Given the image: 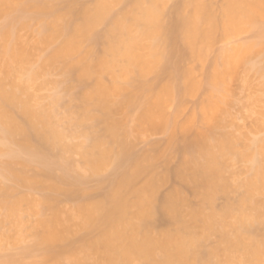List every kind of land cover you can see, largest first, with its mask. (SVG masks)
I'll return each mask as SVG.
<instances>
[{"label":"bare ground","instance_id":"1","mask_svg":"<svg viewBox=\"0 0 264 264\" xmlns=\"http://www.w3.org/2000/svg\"><path fill=\"white\" fill-rule=\"evenodd\" d=\"M166 1L93 0L85 5L80 0H0V17L5 21L0 25V155L7 156L0 161V175L30 191L47 188L74 198L83 183L80 176H55L54 167H66L61 159L50 161L47 153L80 152L93 172L110 155L119 159L115 178L101 200L78 201L71 215L56 208L51 218L38 222L40 260L26 262L24 258L32 252L27 248L21 257L0 259V264H264V233L258 239L254 231L256 224L264 222V201L258 199L264 193V137L252 140L243 150L239 139L227 132L212 135L199 130L186 139L187 157L174 175L199 200L195 206L182 187L159 196L168 178L152 173L153 157L128 154L133 128L113 117L137 105V125L164 131L174 143L191 121L180 124L176 116H167L161 96L154 93L155 85L147 83L145 76L157 70L169 74L163 90L172 98L176 92L180 107L181 93L193 96L201 89L192 69L184 64L204 61L216 37L229 35L240 21L256 25L257 19H264V2L226 0L217 11L209 0H178L167 25ZM58 2L65 6L58 8ZM122 3L124 10L114 13V7ZM17 13L24 16L18 18ZM100 25L107 27L103 33H97ZM255 28L261 38L262 27ZM21 30L31 32L32 39H24ZM86 43L92 48H86ZM263 53L260 40L225 51L213 61L208 79L219 85L239 68L264 77V61L247 58V54L259 58ZM54 68L62 80L50 78ZM91 78L95 84L88 89ZM71 82L81 89L79 116L72 124L105 125L104 137L81 133L91 141L88 146L70 143L56 125L58 112L71 110L63 99ZM49 89L52 95H40ZM209 104L211 100L203 106ZM19 153L30 158L22 159ZM36 157L43 169L29 174L25 168ZM229 160H249L251 174L236 185L244 190L239 202L220 211L215 200L231 189L224 175ZM18 165L24 169L17 170ZM34 202L27 195L13 197L11 188L4 186L0 225L22 226V204L40 214ZM159 218L163 227L157 225ZM77 231L85 232L78 240L74 238ZM211 234L219 235V243L205 251L204 242Z\"/></svg>","mask_w":264,"mask_h":264},{"label":"rangeland","instance_id":"2","mask_svg":"<svg viewBox=\"0 0 264 264\" xmlns=\"http://www.w3.org/2000/svg\"><path fill=\"white\" fill-rule=\"evenodd\" d=\"M255 1V0H250ZM264 2V0H261ZM81 4L92 5L93 0H80ZM178 3V0H167L164 6V23L169 24L174 12V9ZM215 9L218 11L225 5L226 0H209ZM64 2H58L57 7L63 8ZM125 8L124 3L118 4L114 7V13L119 14ZM18 18H22L24 14L17 13ZM4 20L0 17V25L4 24ZM238 23L236 30H231L229 35H218L212 43L210 49L207 52L206 59L204 61H193L184 64L186 67L192 69L194 79L200 83L201 89L193 96L181 95L179 96L181 105L176 99V92L173 94V98L167 96L164 92V86L170 81V76L167 73L161 74L159 70L152 71L145 76V81L149 84L155 85V95H159L163 101V111L167 116H176L178 123L183 124L191 121L189 129L185 132H179L174 143L170 144L169 134L161 130L147 129L144 126L137 125L135 122V116L138 111V106H133L130 111H117L114 114L115 120H119L127 127L133 128L130 133L129 141L131 147L128 150V154L132 156H141L147 154L153 157L152 173L156 177L168 178V181L160 188L159 196L168 194L172 189L176 187L184 188V192L188 195H192V191L188 186L182 185L179 179L174 175V172L182 164V160L187 157L184 152L186 146V139H192L197 131L203 130L205 133L212 135H219L222 132H227L233 135L240 141V150L244 149V146L250 144V142L257 138L264 137V77L262 74H255L249 72L244 68L237 69L235 76L226 75L219 85H215L208 79V74L213 70V61L223 52L232 51L242 45L251 43L256 40L264 41V32L261 34V38L258 37V29L255 26L262 27L264 31V19H257L256 25L246 24L244 21ZM38 25L33 24V28L36 30ZM106 25H100L97 27V33H103L106 31ZM21 36L24 39H32L31 32L27 30L20 31ZM85 47L92 48L88 43ZM99 50V47L96 48ZM44 54V53H42ZM247 58L255 63L264 61V53L261 57L257 58L256 55L247 54ZM38 57L35 60L37 62ZM58 68V66H57ZM50 76L53 80H62L63 76L60 75L58 70H55ZM52 71V72H53ZM60 72V71H59ZM62 74V73H61ZM109 77L105 76L108 80ZM95 84V78H91L87 81V88L91 89ZM68 90L63 94V99L66 105L71 106V110L67 111L61 109L59 113V119L56 121V125L59 130L65 132L68 135L67 140L76 145L88 146L91 141L82 137L81 133L95 132L100 136H106L105 125L103 123H92L86 121L84 125H73L72 119L78 118L77 105L81 93V89L78 87L77 82H71L68 85ZM52 89L43 91L40 95L49 97L52 95ZM131 92L126 91L125 94ZM137 93V92H136ZM74 98V100H72ZM211 100V104L203 106L205 102ZM45 103L48 99H45ZM93 114H97L96 111H92ZM117 150V148H115ZM22 159L28 160L30 158L26 153H19ZM50 161L60 160L65 165L63 167H54L53 173L55 176L60 177L64 173L69 176H80L82 185L79 186L80 192L77 196L72 198L66 196L64 191L54 192L47 188H38L30 191L25 186L17 184L0 175V190L4 186L11 188L13 197H20L27 195L32 197L35 202L34 205L39 206L41 210L40 214L34 212L33 209L27 204L21 206V216L23 218V224L20 227H12L10 223H2L0 225V259L4 260L9 257L19 258L22 256V252L29 248L32 252L25 257L26 262H32L40 260L42 257L43 247L37 244L36 233L41 231L42 228L38 222L43 218H51L54 209L58 208L65 215L73 214V209L78 201H99L110 188L111 182L114 180L118 171L119 159L116 154L110 155L106 162L96 171L93 172L87 167V159L80 152L73 153H61L58 151H51L47 153ZM7 156L0 155V161L5 160ZM40 157L32 159L31 166L26 167L25 170L29 174H38L43 169V163ZM228 169L225 172V178L231 184V189L225 193L220 194L215 200V207L217 210H222L230 203V205L237 204L239 197L243 195V189L237 183L244 181L250 176L249 160H229ZM17 170H23V166L18 165ZM82 189V190H81ZM48 198V200L46 199ZM258 199L264 201V193L258 196ZM193 205H199L198 199L193 195L190 197ZM3 212L0 211V219ZM233 220V219H230ZM264 221V218H263ZM157 225L164 226L163 221L159 218ZM257 238L260 239L264 233V222L256 224L254 229ZM5 234V236H3ZM85 234L84 231H77L75 239L78 240ZM219 243V235L211 234L204 242L203 249L205 251L210 248H215Z\"/></svg>","mask_w":264,"mask_h":264}]
</instances>
